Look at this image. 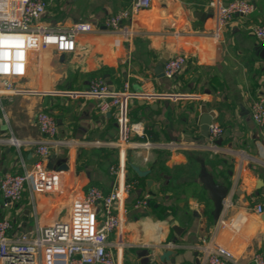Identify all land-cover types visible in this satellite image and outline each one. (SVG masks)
Segmentation results:
<instances>
[{
    "label": "crops",
    "instance_id": "1",
    "mask_svg": "<svg viewBox=\"0 0 264 264\" xmlns=\"http://www.w3.org/2000/svg\"><path fill=\"white\" fill-rule=\"evenodd\" d=\"M131 1H50L44 25L87 21L93 31L77 36L71 54L53 47L31 52L27 75L15 82L20 92L0 101V179L37 171L39 158L28 143L46 141L36 123L39 112L58 124L56 141L40 161L44 181L28 182L17 204L7 205L0 192V219L13 226L8 237L34 236L42 213L66 215L87 189L109 193L119 179L132 188L124 221L109 238L118 264H157L167 249L176 252L174 264H204L216 246L229 249L238 264H253L255 253L264 254V128L252 121L250 108L264 97V59L255 51L264 46L251 30L264 25V0H251L255 11L234 16L218 37L217 9L231 0H153L135 16L133 37L103 26L120 12L128 24ZM181 54L189 59L175 80L156 73L163 60ZM94 78L127 89V100L102 112L100 98L83 94ZM202 107L225 131L219 154L200 135ZM68 139L85 145L59 143ZM131 165L150 174L140 179ZM202 165L230 189L217 223L200 181ZM63 166L68 178L58 172ZM144 199L149 208L135 207Z\"/></svg>",
    "mask_w": 264,
    "mask_h": 264
},
{
    "label": "built area",
    "instance_id": "2",
    "mask_svg": "<svg viewBox=\"0 0 264 264\" xmlns=\"http://www.w3.org/2000/svg\"><path fill=\"white\" fill-rule=\"evenodd\" d=\"M57 1V0H50ZM48 0H0V101L2 97L20 92L15 82L27 75L30 53L55 48L62 54L76 51V38L79 34L93 31L90 22L80 21L68 28H51L43 24L47 13ZM153 0H132L131 20L125 24L123 12L107 17L103 26L108 30L121 32L129 37L136 34L135 16L150 9ZM256 9L251 0H231L217 9L216 35L228 25L236 15L249 16ZM253 36L264 46V25H255ZM188 55L171 57L164 64V77L175 80L188 62ZM128 88V85H126ZM83 94L100 98L102 112L119 108L127 100V89H112L102 78H94ZM250 116L259 127L264 128V97H257L251 104ZM36 123L45 142L31 143L36 149L39 162L36 172L6 173L0 179V192L7 205L19 203L30 181H44L46 171L41 162L49 153L50 142H55L58 134L56 119L46 112L36 115ZM225 131L216 121L209 126L207 139L210 148L219 154L221 147L216 144L223 139ZM70 149L84 146L76 139L59 141ZM87 144V143H86ZM109 147L110 144L96 143ZM119 178V172L112 169ZM68 178V171H58ZM117 178V179H118ZM132 185L117 180L109 193L97 187H90L75 199L66 215L45 212L39 217L34 236H21L14 240L8 237L13 226L9 219H0V261L2 264H118L111 248L109 238L120 229L126 214L124 200ZM147 206L146 199L138 201L135 207ZM261 213V205L256 207ZM253 264H264V254L257 252L252 257ZM204 264H238L233 253L222 246H216L205 253Z\"/></svg>",
    "mask_w": 264,
    "mask_h": 264
},
{
    "label": "water",
    "instance_id": "3",
    "mask_svg": "<svg viewBox=\"0 0 264 264\" xmlns=\"http://www.w3.org/2000/svg\"><path fill=\"white\" fill-rule=\"evenodd\" d=\"M255 51L261 59H264V47H256ZM166 62H167L166 60H163L162 65L156 69V73L161 77L164 75L163 64H165ZM201 113H202V116L199 120L200 135L203 139H208L209 126L215 118V113L212 111H209L206 107H202ZM222 143H223V139H219L216 142V144L219 146H221ZM131 168L140 179H145L150 174L149 170L142 171L137 166H134V165H131ZM59 171L66 172L67 168L63 166L61 167ZM200 181L203 185V188L208 192L209 199L211 200L213 204V211L211 213V219L214 223H217L223 213L224 206H225V200L227 199L229 195L230 189L224 183L217 181L212 174L208 173L204 165H202V168H201ZM261 183H262L261 180H259L257 182V185H260ZM146 184L148 187H151L153 182L151 180H147ZM148 195L153 197L154 193L150 191ZM147 206L148 208L151 206L150 200L147 201ZM155 207H157V205H155ZM146 215H148V213H146ZM173 228L177 236L180 237L182 233V229H180L177 225H174ZM174 242H177V240H174ZM175 255H176L175 250L167 249L161 254L157 255L156 262L157 264H168L169 262L171 264H174L175 259L173 258V256Z\"/></svg>",
    "mask_w": 264,
    "mask_h": 264
},
{
    "label": "rangeland",
    "instance_id": "4",
    "mask_svg": "<svg viewBox=\"0 0 264 264\" xmlns=\"http://www.w3.org/2000/svg\"><path fill=\"white\" fill-rule=\"evenodd\" d=\"M2 115V114H1Z\"/></svg>",
    "mask_w": 264,
    "mask_h": 264
}]
</instances>
